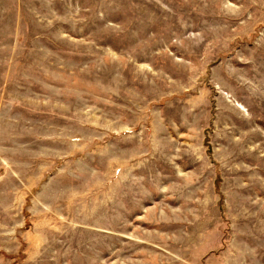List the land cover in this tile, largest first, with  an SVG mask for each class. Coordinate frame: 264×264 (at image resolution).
<instances>
[{
  "label": "rangeland",
  "instance_id": "374dc122",
  "mask_svg": "<svg viewBox=\"0 0 264 264\" xmlns=\"http://www.w3.org/2000/svg\"><path fill=\"white\" fill-rule=\"evenodd\" d=\"M0 264H264V0H0Z\"/></svg>",
  "mask_w": 264,
  "mask_h": 264
}]
</instances>
